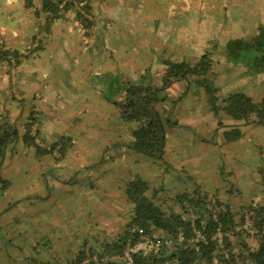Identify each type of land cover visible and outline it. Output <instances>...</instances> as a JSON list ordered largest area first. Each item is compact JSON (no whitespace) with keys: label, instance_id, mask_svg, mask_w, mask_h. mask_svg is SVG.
Masks as SVG:
<instances>
[{"label":"rangeland","instance_id":"obj_1","mask_svg":"<svg viewBox=\"0 0 264 264\" xmlns=\"http://www.w3.org/2000/svg\"><path fill=\"white\" fill-rule=\"evenodd\" d=\"M124 1L117 0L114 3L115 6L112 4L110 13H107V18L112 22L110 24L109 20L106 19L108 25L105 26V29L110 33L99 30V32H91L89 35H85L83 29L79 32L74 30V36L78 33L79 45L74 44L73 37H66V40L62 41L64 44L61 47H55L52 50L49 48L45 52L39 53L42 46H38L43 42V38H48V33L44 30L45 16L35 13V8L40 6V0L25 1V11L28 15L20 6V0L10 2L0 0V9H6L8 3L12 5L15 2V8L11 6L13 11H0V16H4V18L0 17V24L5 21L8 14L10 21H13L10 22L11 28L14 29V32L11 31L9 35L0 33V49L2 46L12 44L23 55L28 56L27 61L29 62L25 65L20 64L22 67L26 66L28 70H31L32 66H34L33 70L38 67L35 60L39 55L47 59L49 73L42 76L38 73L33 75L31 78L33 91L28 98L29 102L25 105L28 106V103H32L35 94L37 97L40 95L43 84L50 86V99L47 104L43 105L45 111L42 120H47V125L52 124L51 128L54 129L55 133L66 130L64 122H60L58 119L61 113L68 118L71 111L79 112L81 110L80 112H83L86 110L92 116L93 122L84 130V134L79 136L81 145L89 136L101 139L110 133L114 136L115 132L119 135V137H114L115 140L121 141L123 145L127 144L129 131L124 125L122 114L121 121L117 109L114 107L110 109L109 106L101 108L99 105L100 102H104L105 99L113 95L114 90L110 89L111 87L114 88L118 83H123V80L128 77L124 72L123 77H121L122 75L119 74L102 71L101 68L103 67L104 70V64H106L104 61H109V59L119 63L122 66V71L134 65L137 60L141 63L145 61L149 64L148 71L143 72V74L138 72L136 76L142 81L143 79H154L161 72L163 66H150L155 60H162L163 57H166L174 61L194 63L201 55L208 54L213 61V70L215 71L213 80L219 88L218 94L227 95L230 92L238 91L240 87L244 88L242 91L252 94L255 98L264 94V74L249 75V70L244 66L229 64L233 59L228 56L226 45L223 46L222 44L235 39L249 40L257 33L258 28L264 25V0H214V4L218 6L215 17L211 16V10L199 8V5H205L204 0H194L193 8L195 5L197 7L192 13L188 11L186 14L181 11L184 9H181V12L172 13L170 11L173 3L183 4L185 0L180 2L179 0H140L141 2L138 0L140 5L134 2L129 3L132 8L125 5ZM66 15L68 18H63L61 21L56 20L51 26L71 25L75 22L73 20L75 18L74 13L69 11ZM138 17H143L146 24L151 25L153 22L154 26L152 28L147 26V30L142 32L140 31L142 27L135 25L133 28L134 31L138 30L136 33L134 31L130 33V27L127 26V34L124 26L126 20ZM101 18L105 19L99 16L97 18L98 24H102ZM210 20L212 23L206 25ZM212 25L213 28L210 27ZM92 41L95 42V45L90 43ZM35 43H37L36 46ZM83 43L86 45L83 46ZM13 47L10 46V50H13ZM85 55L87 56L84 57ZM244 61L250 63L251 58H245ZM8 66L15 68L13 65ZM105 68L111 70L112 64H106ZM228 68L231 69L228 70L230 72H225L224 70ZM2 81L4 85V79ZM104 82L107 83L109 90L104 95H96V91L93 93L95 88L93 89L92 86ZM16 87L19 89L21 84L18 82ZM11 88H13L12 84ZM1 90L5 91L4 88ZM96 90L99 91L98 88ZM6 92H10V90L7 89ZM168 92L171 94L170 91ZM89 94L90 96H87ZM190 98L186 96L184 100L188 103ZM179 104L182 103L179 102ZM2 105L0 104V110ZM55 105H59V109H55ZM21 110L25 111L22 107L19 111ZM205 111L193 116L187 111L186 114L190 119L184 121L186 127L178 126V128L173 129L165 126L162 157H151L142 152L133 151L131 148L117 146L108 153L113 147L111 145L101 153V157L106 155L103 164H107L111 170L121 168L122 180L142 178L148 181L151 188L158 189L160 195V199L155 196L154 201L161 204L166 211L174 207L170 196L177 191H190L196 185H200L202 189H215L228 185V188H233L234 195L240 199V204L247 202L251 199L250 196L253 191L257 189L255 187L256 181L251 178L252 175L248 171H251L256 163L264 168V123H249L242 126L240 136L228 143L223 140L221 133L216 132L213 114L209 110ZM9 115L10 113L6 115V118H9ZM222 120L226 122L225 119ZM117 122L120 124L113 131ZM97 130L100 131L99 134ZM119 131L121 132L119 133ZM42 135L46 136L45 133ZM169 137L176 138L175 141H172L173 148L171 151L169 150L171 147ZM212 140L215 141L211 142ZM81 145H78L77 149ZM83 145L85 150L89 148V144L84 143ZM91 145L97 148L98 142L94 140ZM12 147L9 145L6 149L5 154L7 156ZM85 150L80 149L79 151L84 152L82 154L92 153L91 149H88L87 152ZM107 153L111 154L114 159L116 158V161L107 160ZM246 157H249L250 161H246ZM32 164L26 162L28 172L25 175L23 167L15 166L10 169L9 177L13 183L11 191L3 193V190H0V212L2 211L0 216V254L7 252L11 255L18 253L25 255L27 247L29 248L31 243L35 249L37 248L32 253L34 258L26 259L27 262L15 258H20V255H12L13 257H10L9 260L8 255L5 259L9 260L6 261L8 264H28L29 260V264L45 263L43 255L46 251L56 258H61L67 253L64 245L70 246L67 244L68 241L56 242L54 236H50L48 233L51 230L50 226L45 229L47 233L43 234L39 220L41 218V204L37 199H32L33 203L31 204L32 200L28 197V193L35 189L32 185V178L36 168H33ZM91 164L93 163L84 164L81 169ZM160 200L164 203H161ZM115 211L120 210L116 208L113 213ZM93 212H91L90 218L96 216V211ZM99 215L100 218L98 214L96 217L103 223L102 220L104 216L107 217L108 212L100 211ZM28 227L30 229L32 227L33 231L37 229L36 235H29L25 232ZM7 228H10L11 231H8ZM57 243L59 247H56ZM116 257L114 261L123 263L121 253ZM106 260L113 259L109 257ZM0 264L4 263L0 262ZM50 264H53V260L50 261Z\"/></svg>","mask_w":264,"mask_h":264},{"label":"crops","instance_id":"obj_2","mask_svg":"<svg viewBox=\"0 0 264 264\" xmlns=\"http://www.w3.org/2000/svg\"><path fill=\"white\" fill-rule=\"evenodd\" d=\"M7 1L10 2L14 0H7ZM25 1L26 0H20V6L23 8L24 12L26 13ZM180 1L182 0H179V2ZM193 1L194 0H185L183 4L173 3L172 6L170 7V11L174 13L176 11H180L181 9H184L181 10L182 12L184 11V14H186L188 11H191L192 13L193 10L197 7V5H195L194 6L195 8H193ZM116 2L117 0H104V1L92 0V11L86 14V17L93 21V24L87 28L88 31L85 30L83 25L78 20H76V18H73L75 22L72 23L71 25L63 24V25L50 26V28L46 30V32L48 33L47 34L48 38H43L42 40L43 42H41L40 45L38 46V47L42 46L39 53L45 52L49 48L52 50L55 47L56 48L61 47L64 44L62 41L63 40L65 41L66 37L68 38L73 37L74 44L79 45L80 42L79 40H77L78 33L76 36H74L73 35L74 30L79 32L80 30L82 31L83 29V31H85L84 32L85 35H89L91 32L92 33H95L96 31L99 32V30L100 31L104 30L105 32L110 33L105 29V26L108 25L106 21V19H108L107 13H110L109 10L112 4L114 5V3ZM132 2L136 3L137 5H140V3H138V0L124 1L125 5H127L129 8H132L131 6H129L130 5L129 3ZM204 2H206L205 5H201V6L199 5V8L200 9L203 8L207 11L211 10L210 11V13L212 14L211 16L215 17L218 6L214 4V0H204ZM210 2L212 3L210 4ZM11 6L15 8V2L12 5L8 3L6 9H0V11L1 12L13 11L14 9H12ZM238 12L240 13L239 10ZM26 15H28V13H26ZM99 16L105 18V19L103 18L100 19V21L102 20V24H98L97 18ZM0 17L4 18L3 15H1ZM10 20L11 19L7 14L5 21L0 24L1 34L9 35L11 31L14 32V29L11 28L12 26L10 24V22L13 21ZM59 20L61 21L62 17ZM108 20L111 24L112 20L110 19ZM211 20L206 25L212 23ZM135 25L142 27L140 29V31L142 32H145L147 30L146 29L147 26H150L151 28L154 26L153 22L151 23V25L146 24L143 17L133 18L132 20L127 19L124 25L126 33L128 34L127 26L130 27L129 32L132 33L134 31L133 27H135ZM210 27L213 28V25ZM134 32L136 33L138 32V30L136 29ZM205 32L207 33L208 31ZM126 40L128 41L127 38ZM90 43L95 45L94 41ZM222 44L224 46L226 42H223ZM36 45L37 43H35V46ZM82 45L85 46L86 43H83ZM10 46L13 47L12 44ZM10 46H4V48L9 47L10 49ZM13 48L17 49L15 47ZM86 56L87 55H85L84 57ZM28 59H29L28 56L24 57L21 62L22 65L28 63L29 62L27 61ZM36 59L37 60L35 59L34 60H35V64H38V67H36L34 70H33L34 66H32L31 70H28L26 66L22 67V65H19L17 67L18 69L10 68L7 63L0 60V82L4 79V83H5L4 85H3V81L0 83V104H3L0 110V116L6 117V115L10 113L9 118L7 119L18 132V136L15 137V140L9 143V145L13 147L8 156L7 154H5L0 168V175L2 176V178L9 181V186L2 192L9 193L11 191V187L13 183L9 177V174L11 173L10 169H12L15 166L23 167V171L25 175L28 172L26 167V162L27 164L29 162L31 164L33 163L32 166L33 168L35 167L36 169H35V174L32 178V185L35 187V189L28 193V197L30 198V200L32 199L39 200L41 204L40 208H42V210H41V218H39V220H40V226H42L41 229L43 231V234L47 233V230L45 229L48 226H50L51 230L48 231V233L50 236H54V240L56 242L68 241L67 244H70V246L64 245L66 247L67 253L62 255L61 258H56L53 255H51L48 251H46L43 255V257L45 258V263L42 262L39 264H43V263L50 264L51 260H53V264H71L80 252H83L84 254L87 255L83 264H105V262L107 261L106 259H108L109 257L113 260H116L117 255L114 256L111 255L109 250V244L112 243L114 240H116L118 237L122 236L126 231V229L129 227L130 219L132 216L133 204L130 201H128V199L126 198L125 189L127 184L134 179L122 180L121 179V177L123 176L122 169L117 168L116 170L115 169L111 170L110 168H108L107 164L104 165L103 163L106 160L105 157L106 155H103L101 157V153L107 148H109V146L111 145L113 147L112 149L109 150L108 153L112 152L115 146L120 148L122 147L131 148L127 144H129V142L132 139L131 128L136 124L135 122L128 121L125 118L123 120V122L125 123L124 125L127 126V130L129 131V135L126 140L127 144L125 143V145H123L121 141L119 142L115 140L114 137H119L117 132H115L114 136L110 133L107 134L108 135L107 137L101 139H97V137L94 138L89 136L88 139L85 140L84 142L86 144H89L88 145L89 148H87V150H85L84 148L83 145L84 143L81 145L79 138L81 134L82 135L84 134V130L87 129L88 126L93 122L92 116H90L86 110H83V112H80L81 110H79L80 113L76 111H71L70 116H68V118H66V115H63L61 113L58 119L60 120V122H64L66 126L65 127L66 130L59 133H55L54 129L51 128L52 124L47 125L46 122L47 120L44 119L42 120L45 111L43 105L47 104L50 99V95H49L50 86L48 87L46 84H43L41 86L40 95L37 97V94H35L32 103H28V106L25 105V103L29 102L28 98L30 97L31 91H33L32 89L33 80H31V78H33V75L35 73L36 74L38 73V75L41 74L40 76H42L45 75L46 73H49L47 59H45V57L40 55L39 57H36ZM166 59L169 58L163 57L162 60H155L153 64L152 63L150 64V66H157V67L163 66V62ZM104 62H106V64L108 65L112 64V69L111 70L106 69L105 68L106 64H104L105 65L104 70L103 67L101 68L102 71H105L106 73L112 72L116 75L119 74L122 75L121 77H123L124 73L127 74L128 79L125 78L123 80L124 83L128 81H139V79H137L136 77L138 72L141 74H143V72L145 73L146 71H148L147 67L149 66V64L145 63V61L141 63L139 62V60H137L134 63V65H131V67H129L128 65L129 68H126L125 71H122L121 70L122 66H120L119 63H116L115 60L109 59V61H104ZM229 64H234V63L230 62ZM228 70L231 69L228 68L225 69L224 71L230 72ZM129 76H131V78H129ZM18 82L21 84V87L19 89H17L16 87V84ZM11 84L13 85V88H11ZM92 87L93 89L95 88L93 90V93L96 91L97 92L96 95L98 94L104 95V93L107 92V90H109L108 85L105 82ZM184 87H185V83L183 81H177L173 83L171 87H169L165 91L167 98L158 105V107H160V112H162L163 108H167L171 106V109L165 116L166 118L170 116L171 120L175 122V124L167 126L168 128L176 129L178 128V126L186 127L184 121H189L190 119L189 116H187L186 114L187 111L192 116L196 113H201L205 110L210 111L208 103L206 102L205 98H203L200 94L198 95L197 92L195 94L194 92L189 91L188 93H186L184 97H182L181 94L185 91ZM3 88L5 89V91L1 90ZM97 88L99 89V91L96 90ZM7 89H9L10 92H6ZM243 89H244L243 87H240L239 90L242 91ZM113 90H114V93H112L113 95L108 97V99H105L104 102H100L99 105L101 106V108H105L106 106H109L110 109L112 107L117 109L119 112V119L122 121V117H121L122 109L120 106L124 101L123 98L125 96L124 95L125 93L124 91L121 90V87H119L118 85ZM168 91H170L171 94ZM87 96H90V94ZM186 96L191 97L190 98L191 100L188 103L186 102V100H184ZM180 97H182L181 100L178 99ZM173 100H176V102L172 105ZM116 101L118 104L115 103ZM179 102H181L182 104H179ZM21 107L22 109H25V111L23 110L19 111ZM54 107L55 109H59V105H55ZM50 112L53 113V111ZM24 113L25 115H23ZM211 114L213 113L211 112ZM33 117L34 119H37L39 121L38 136L39 137L41 136L40 138L42 141L50 144H53L55 142H63L65 148L62 154L60 155V157L56 158L55 156H53L52 153L49 152H38L33 145L28 144L24 140L23 135L25 134L26 131V125L29 122L30 118ZM214 118L217 128L216 132L221 133V136L223 137L222 132L225 127L224 125L219 126L217 118L215 116ZM116 124L117 125L114 126L113 131L116 130L118 124L120 123L117 122ZM224 124H228V122H224ZM245 125L247 124H240V128H242V126ZM99 132L100 131L97 130L98 134ZM120 132L121 131H119V133ZM44 133L46 134V136L42 135ZM173 138L169 137V139L171 140V147L169 148L170 151L173 148L172 141H175L176 139L175 137ZM94 140L98 142L97 148L92 147L91 145V143H93ZM232 140L233 139L225 140V141L229 143ZM214 141L215 140H212L211 142ZM78 145L81 146H79L77 149ZM80 149H82V151L85 150V152H87L88 149H91L92 153L82 154L84 152H80L79 151ZM131 149L133 151L140 152L133 148ZM162 150L164 151V144ZM108 153H107L108 155L107 160L111 162L116 161V158L114 159V157ZM163 153L164 152H162V156ZM20 155L22 156V158ZM247 160L250 161V158L248 157L246 161ZM255 160L256 159L254 158V161ZM89 162L93 164L88 165V167L81 169L82 165L89 164ZM248 172L250 175H252L251 178L256 181L255 187H257V189L256 191L255 190L253 191V194L250 196L251 199H249L247 202L243 204L242 203L240 204V199H238V197L234 195L233 188L229 189L228 185L226 187H221V188L218 187L215 189H210V188L202 189L200 185L199 186L196 185V187L195 186L193 187L200 188L201 190L207 191L210 194H216V196L219 197V199L229 204L231 210H233L234 212H239L242 209L245 208L247 209L249 206L264 204V168L262 166H259V163H256L254 167L251 169V171ZM117 178L119 180H116ZM195 188H193L192 190H194ZM150 190L152 193L154 192L153 190H156L157 191L156 196H158V198L160 199V195L158 193L157 188H151L150 186ZM179 193H182V191L175 192L172 196H170V200L174 202L175 196ZM30 203L32 204L33 200ZM161 203H164V201H161ZM116 208H119L120 211H115L113 213V210ZM93 211H96V216L98 214V217L100 216L99 215L100 211L104 213L105 211L108 212L107 217L104 216V219L102 220L103 223L96 216L90 218L91 212L94 213ZM1 213L2 211L0 212V216ZM246 217H248V214H246ZM7 230L11 231L10 228H7ZM25 232H27L29 235H33V234L36 235L37 229H34L33 231L32 227L31 229L30 227H28V230L27 231L25 230ZM47 239H49L48 236ZM32 245L33 243L29 245V248L27 247V251L25 252V255L23 254L21 255L20 253L16 255L14 254L12 255L14 256L20 255V258L17 257L15 258L17 260L18 259L22 260L23 262L24 261L27 262L26 259H30V258L33 259L34 257L32 253L35 252L37 248L35 249ZM44 246H46V243H44ZM56 247H59L58 243L56 244ZM12 255L8 254L7 252L0 254V262H3L4 264H8V262L6 261H9L13 257ZM7 257L9 258V260H5ZM58 259H60V261H57ZM36 260L38 261L37 258ZM46 261L48 262L46 263ZM19 264H26V263H19Z\"/></svg>","mask_w":264,"mask_h":264},{"label":"trees","instance_id":"obj_3","mask_svg":"<svg viewBox=\"0 0 264 264\" xmlns=\"http://www.w3.org/2000/svg\"><path fill=\"white\" fill-rule=\"evenodd\" d=\"M35 10L36 14L46 18L44 30H48L61 17L68 18L66 14L69 11L74 13L76 20L86 31L93 24L86 17L92 11L91 0H40V6ZM225 45L234 64L244 66L249 70V75L264 74V25L249 40H229ZM24 57L26 55L18 49H0V60L15 68ZM248 57L251 58L250 63L244 61ZM213 75L212 58L203 54L194 63L164 60L157 78L118 83L125 93L120 106L122 116L136 124L131 128L129 147L151 157H162L165 126L174 125L175 122L170 116H165L171 106L163 108L162 113L158 105L167 98L165 91L177 81L185 83L182 97L192 91L205 98L218 125L225 127L222 132L225 140L240 136V124L264 123V94L258 98L241 90L227 95L218 94L219 88ZM182 97L178 99L181 100ZM175 102L173 100L172 105ZM115 103L118 104L117 101ZM222 119L228 124H224ZM35 120L34 117L30 118L27 123L24 140L38 152L52 153L34 142L30 129ZM16 136L18 132L14 126L5 116H0V166L7 146ZM58 143L61 144V155L65 148L63 142L51 145L55 147ZM8 186L9 181L0 175V190H5ZM153 191L152 193L148 182L141 178L127 184L125 195L133 204L132 216L124 234L109 244L112 256L120 255L125 238L130 233L129 229L137 227L149 236L176 238L182 232L184 240L176 241L173 246L164 248L158 254H136L133 264H264V204L234 212L216 194L195 188L177 194L174 207L166 211L154 201L157 191ZM197 232L204 235L206 240H199ZM219 233L222 234L221 242L217 236ZM86 257V254L80 252L71 264H83ZM105 264L124 263L107 260Z\"/></svg>","mask_w":264,"mask_h":264},{"label":"built area","instance_id":"obj_4","mask_svg":"<svg viewBox=\"0 0 264 264\" xmlns=\"http://www.w3.org/2000/svg\"><path fill=\"white\" fill-rule=\"evenodd\" d=\"M36 117V116H34ZM39 122L36 119L31 126L30 133L34 136V142L42 148H45L48 151H52V154L55 157L60 155L61 144L58 143L53 147L49 143H45L38 136ZM129 235L125 238L121 250V257L124 264H133L134 256L136 254H158L164 248L171 247L174 243L182 242L184 240V234L179 232L176 238L170 236L167 237H158V236H149L144 233L143 229L132 227L129 229ZM219 241H222V234H217ZM197 238L199 240H206L205 236L197 232Z\"/></svg>","mask_w":264,"mask_h":264},{"label":"water","instance_id":"obj_5","mask_svg":"<svg viewBox=\"0 0 264 264\" xmlns=\"http://www.w3.org/2000/svg\"><path fill=\"white\" fill-rule=\"evenodd\" d=\"M2 165V164H1ZM0 168H1V166H0Z\"/></svg>","mask_w":264,"mask_h":264}]
</instances>
